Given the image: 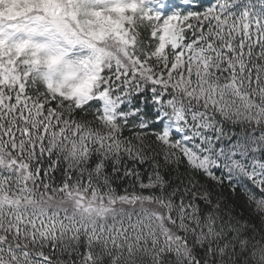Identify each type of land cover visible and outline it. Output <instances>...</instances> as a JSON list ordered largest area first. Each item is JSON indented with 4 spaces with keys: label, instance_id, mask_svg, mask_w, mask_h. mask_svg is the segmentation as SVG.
Here are the masks:
<instances>
[{
    "label": "snow or ice",
    "instance_id": "6c2138e0",
    "mask_svg": "<svg viewBox=\"0 0 264 264\" xmlns=\"http://www.w3.org/2000/svg\"><path fill=\"white\" fill-rule=\"evenodd\" d=\"M0 0V264H264V0Z\"/></svg>",
    "mask_w": 264,
    "mask_h": 264
},
{
    "label": "trees",
    "instance_id": "16d2710c",
    "mask_svg": "<svg viewBox=\"0 0 264 264\" xmlns=\"http://www.w3.org/2000/svg\"><path fill=\"white\" fill-rule=\"evenodd\" d=\"M197 2H198V4L200 5V6H207V5H209L211 2H212V0H197Z\"/></svg>",
    "mask_w": 264,
    "mask_h": 264
},
{
    "label": "rangeland",
    "instance_id": "374dc122",
    "mask_svg": "<svg viewBox=\"0 0 264 264\" xmlns=\"http://www.w3.org/2000/svg\"><path fill=\"white\" fill-rule=\"evenodd\" d=\"M168 2L173 5H179L183 7L181 0H168Z\"/></svg>",
    "mask_w": 264,
    "mask_h": 264
}]
</instances>
